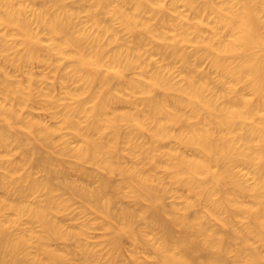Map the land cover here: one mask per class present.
Segmentation results:
<instances>
[{
    "label": "bare ground",
    "instance_id": "6f19581e",
    "mask_svg": "<svg viewBox=\"0 0 264 264\" xmlns=\"http://www.w3.org/2000/svg\"><path fill=\"white\" fill-rule=\"evenodd\" d=\"M221 2L213 15L209 0H104L96 12L92 0H78L72 8L85 14L77 23L83 35L73 46L29 24L21 5L0 16L8 53L0 60V157L8 171L26 167L51 192L58 169L71 163L60 142L80 152L134 142V151L159 153L162 171L171 161L178 179L195 175L204 190L226 197L245 177H264V79L248 78L243 22L232 18L230 0ZM0 197L26 208L24 224L37 222L32 213L46 222L42 198L21 205L8 189ZM251 210L250 202L233 207L236 215Z\"/></svg>",
    "mask_w": 264,
    "mask_h": 264
},
{
    "label": "clouds",
    "instance_id": "9594fccd",
    "mask_svg": "<svg viewBox=\"0 0 264 264\" xmlns=\"http://www.w3.org/2000/svg\"><path fill=\"white\" fill-rule=\"evenodd\" d=\"M77 2L0 0V16L21 5L29 24L53 29L73 46L80 43L77 23L85 15L73 10ZM103 2L92 0L91 11ZM217 3L225 7L209 0L213 15ZM226 6L243 22L241 37L251 53L248 78L264 79V0H230ZM7 55L0 46V60ZM133 145L80 152L60 142L57 149L71 163L58 169V187L51 192L26 167L25 179L24 172H9L0 157V190L8 189L18 204L39 197L46 206V222L32 213L37 222L26 225V208L0 197V264H264V177H245L240 191L226 197L204 190L195 175L178 179L179 165L171 161L169 171H162L159 153L147 155ZM138 155L147 158L136 162ZM240 202H250L253 210L236 215L233 207ZM59 216L68 221L64 228L55 223Z\"/></svg>",
    "mask_w": 264,
    "mask_h": 264
}]
</instances>
